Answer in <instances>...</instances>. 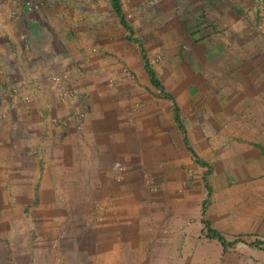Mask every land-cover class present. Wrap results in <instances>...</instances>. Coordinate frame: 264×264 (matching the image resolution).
Segmentation results:
<instances>
[{
    "label": "crops",
    "instance_id": "crops-1",
    "mask_svg": "<svg viewBox=\"0 0 264 264\" xmlns=\"http://www.w3.org/2000/svg\"><path fill=\"white\" fill-rule=\"evenodd\" d=\"M30 1L36 5L32 10L27 6ZM109 1L0 0V171L6 166L3 158L40 150L70 156L71 161L77 163L73 167L85 173H88L85 168L93 169L89 182L78 179L75 185L72 181H60L51 185V189H44V205L40 210L35 209L37 211L25 210L26 204L35 201V174L32 178H18L17 189L11 195L5 176L0 177V203L2 206L12 201L18 204L16 209L0 210V264H34L35 232H42L40 234L48 239L50 234L47 233L66 225L71 215L82 220L76 225L79 230H87L82 240L88 244L98 241L97 248L103 251L123 248L124 253L130 255L125 259L126 264L127 259L133 261V254V262L146 264L149 252L151 255L152 251L160 252V216L154 220L155 216L150 215L146 207L141 216L137 211L134 214L130 206L133 198L127 195L126 184H116L108 178L107 171L123 160L130 161L134 167L153 163L152 153L159 154L160 162L174 165L175 158L182 156L186 160L188 152L193 154V151L190 145L182 148L175 141L174 121L182 131L176 120V108L183 124L176 99L164 87L176 105L174 118L167 108L162 107L160 111L162 105L154 92V88L158 89L150 86L145 60L138 58L136 46L129 42L124 44L126 37L118 36L108 22L101 24L114 16L111 8L109 10ZM190 2L217 11L221 27L226 29L202 50L194 48L197 57H191L196 71L191 72L199 76L197 80L202 84L199 90L209 94L210 112L215 105L221 106L217 112L220 110L239 123L236 135L242 141L241 148L251 147L259 155L264 154V144L256 140L264 139V29L258 27L264 16V0ZM126 30L133 33L132 28ZM118 33H122L121 30ZM128 40L132 41L131 36ZM88 44L99 52L83 51ZM100 51L109 56L100 55ZM105 61H111L114 67H107ZM78 62L87 71L84 76L76 77L74 100L65 102L56 93L58 88L51 77L61 76ZM147 62L154 71L153 65ZM205 62L212 67L200 65ZM123 66L136 74L140 79L138 84L126 81L117 86L118 89L104 84L105 76L119 72ZM175 66L181 70L185 64L175 61L169 71ZM14 88L18 89L19 98L11 95ZM63 89L67 90L66 85ZM219 94L222 98L218 103ZM25 97L32 100L30 104L23 100ZM232 107L238 108L236 114ZM87 108L89 113L85 111ZM82 113L83 128L78 127L79 117L76 118ZM183 127L185 133L182 132L186 134L184 124ZM77 128H82L81 133ZM169 157L170 162L166 160ZM32 161L33 166L28 164L25 170L26 176L31 171L35 173V158ZM131 168L127 169V177ZM76 191L79 196L72 194ZM71 204L76 206L70 207ZM92 209L95 220L89 217ZM113 258L110 253V263ZM40 264H52V261Z\"/></svg>",
    "mask_w": 264,
    "mask_h": 264
},
{
    "label": "rangeland",
    "instance_id": "rangeland-1",
    "mask_svg": "<svg viewBox=\"0 0 264 264\" xmlns=\"http://www.w3.org/2000/svg\"><path fill=\"white\" fill-rule=\"evenodd\" d=\"M121 6L124 20L133 30L132 34L122 25L121 18L115 14L111 1L108 7L109 10L111 8L114 16L110 20L104 18L107 20L101 21V24L108 22V26L118 36L121 35L122 39L126 37L124 44L129 42L136 46L140 60L147 59L153 65L166 91L172 94L179 105L176 106L175 102L165 98L160 90L158 92L149 82L162 105L160 111L167 108L174 118V105L178 107L186 134L178 129L174 121L175 141L179 142L182 148L190 145L189 148L195 153L194 156L184 149L189 157L184 160L182 156H179L173 160L177 163L172 165L173 163L166 161L170 162L171 157L165 160V164L160 162L159 154L155 155L151 152L150 159L153 163L148 165L138 163L139 166L134 167V165L131 166L130 161L123 160L120 165L114 164L108 168V178L116 184H126L127 195L133 198L130 206L134 214L137 211V215L141 216V211L146 207L150 215L155 216L154 220L157 215L160 216V252L152 251V255L149 252L145 263L264 264V154L259 155L254 152L256 149L251 147H240L242 141L236 135L240 128L239 123L235 122V119H229L228 114H221L220 110L217 112L221 106L215 104L221 102L222 94H219L210 112L211 107L207 106L210 104L209 94L199 90L202 85L197 80L199 76L191 72V70L196 71L195 62L191 57H197L194 48L202 50L210 44L211 40H214L216 35L226 31L221 27L218 12L200 8V3L194 4L190 0H121ZM115 23L116 30L113 28ZM178 29L182 36H179ZM119 30L122 33L119 34ZM172 35L178 37L173 38ZM130 36L131 42L128 40ZM142 47L145 55L142 54ZM86 49L93 54L99 52L96 47L89 44L83 51ZM122 49L126 51L125 47ZM100 55L109 56L107 53ZM175 61H180L185 66L181 70L175 66L170 72L169 68ZM105 63L109 65L107 67H114L111 61H105ZM200 65L208 69L212 67L206 62ZM86 71L87 69L78 62L73 69L67 70L61 76L51 77L54 84V77L66 78L63 85H66L69 96L65 97L59 89H55L63 101L74 100L75 89L77 90L76 77L84 76ZM126 81L138 84L140 79L130 68L123 66L119 72L105 76L104 84L116 88L126 84ZM87 109L85 111L89 113L90 109ZM233 110L236 114L238 108L232 107V112ZM74 112L76 111L74 110L72 114L75 115ZM83 115L82 113L76 117L83 121L80 123L77 119L78 127L84 124ZM1 127L2 123L0 132ZM82 128L77 130L80 132ZM256 140L264 144L263 138ZM32 158H35L36 170L35 173L31 171L26 176L28 172L25 170L28 164L33 166ZM2 163L6 166L2 167L4 170L0 171V177L5 176L4 180L10 195L17 189L18 178L25 179L29 176L32 178L35 174L36 188L33 193L35 201L30 205L26 204L28 207L24 209L27 211L42 209L43 190L51 189V185L55 186L60 181H72L77 185L78 179L89 182L93 177L92 168H85L88 172L85 173L73 167L77 163L75 160L71 161L70 156L53 151L40 150L34 154L26 152L25 155L3 158ZM130 167L132 168L127 177V169ZM85 188L87 186L81 187V189ZM72 194L79 196L77 191ZM17 205L14 201L5 203L3 206L0 203V210L16 209ZM73 205L71 204L70 207ZM90 215L94 217V220L96 219L93 209L89 212L91 218ZM137 219L140 221L139 217ZM81 221V219L72 218L71 215L66 225L47 233L50 234L48 239L44 238V234H40L42 232L36 231L37 250L33 263L40 264L51 259L52 264H70L71 262L126 264L125 259L130 258V255H126L123 248L122 250L117 248L112 252L103 251L101 247L97 248L98 241L95 243L91 241L88 244L86 240H82L81 237L87 234V230H79L76 227ZM204 221H209L228 242H236L235 245L224 250L220 242L209 239ZM110 239L112 240L113 236ZM257 241L262 243L256 246ZM110 253L114 257L111 263L108 260ZM127 253L130 254V252ZM115 256L120 258L116 260ZM131 258L134 261L135 255L133 254ZM127 261V264H136L133 261L129 262V259Z\"/></svg>",
    "mask_w": 264,
    "mask_h": 264
},
{
    "label": "trees",
    "instance_id": "trees-1",
    "mask_svg": "<svg viewBox=\"0 0 264 264\" xmlns=\"http://www.w3.org/2000/svg\"><path fill=\"white\" fill-rule=\"evenodd\" d=\"M111 2L113 4V7H114L118 17L121 18L122 25L124 27L130 29V26L124 20L123 10H122V6H121V0H111ZM141 50H142V54L145 55V51H144L143 47L141 48ZM145 64H146L147 73L150 76V81L153 84V86L156 87L158 90H160L165 98L173 99L171 95H169V94H167L165 92L164 86L162 85L161 81H159V79L157 78L155 72L151 69L150 65L147 62V59L145 60ZM175 115H176V120H177V122H178V124L180 126V129L184 132V127H183V124H182V122L180 120V116H179V113L177 111V108H176ZM192 153L195 156V153L194 152H192ZM200 164L205 165V164H203L201 162H200ZM204 224H205V227H206L207 237L209 239L217 240L218 242H220L221 245L223 246L224 250H226L229 246H234L235 245L236 242H228L227 239L224 238L219 231H217L216 229H214L212 227V225H211V223L209 221H204ZM261 243L262 242L257 241L256 242V246H259Z\"/></svg>",
    "mask_w": 264,
    "mask_h": 264
},
{
    "label": "built area",
    "instance_id": "built-area-1",
    "mask_svg": "<svg viewBox=\"0 0 264 264\" xmlns=\"http://www.w3.org/2000/svg\"><path fill=\"white\" fill-rule=\"evenodd\" d=\"M55 1H59V2H63V1H65V0H55ZM27 6L29 7V10H32L36 5H34V3L33 2H29L28 4H27ZM258 27L261 29V30H263L264 29V16L263 17H261V19H260V21H259V25H258ZM66 78L65 77H54L53 78V81H55V87H59L58 89L61 91V93H62V95L63 96H65V97H68L69 96V93L67 92V91H64V89H63V83H64V80H65ZM11 95L14 97V98H19V92H18V89L17 88H14L13 90H12V93H11ZM26 103H31V99L29 98V97H25L24 99H23ZM79 120L81 121V118H79Z\"/></svg>",
    "mask_w": 264,
    "mask_h": 264
}]
</instances>
